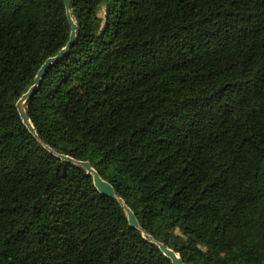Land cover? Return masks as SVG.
Segmentation results:
<instances>
[{"label": "trees", "instance_id": "trees-1", "mask_svg": "<svg viewBox=\"0 0 264 264\" xmlns=\"http://www.w3.org/2000/svg\"><path fill=\"white\" fill-rule=\"evenodd\" d=\"M0 0V264H264V0ZM89 162L133 211L91 174Z\"/></svg>", "mask_w": 264, "mask_h": 264}, {"label": "water", "instance_id": "water-1", "mask_svg": "<svg viewBox=\"0 0 264 264\" xmlns=\"http://www.w3.org/2000/svg\"><path fill=\"white\" fill-rule=\"evenodd\" d=\"M65 6H66V10H67V17L69 19V22L71 24V35H70V39L66 45L65 48H63L56 56L49 58L44 65L42 66V68L40 69L36 79H35V83L34 85L31 87V89L25 94L23 95V97L19 100V102L17 103V108L19 110L20 116L22 118V121L24 123V125L28 128V130L30 131L31 134L34 135V137L36 139H38L40 142L41 140L39 139V136L36 132V129L34 127V125L32 124L31 120L28 118L27 115V111L25 108V104L27 102V100L30 98V96L33 94V92L35 91V89L38 87V85L40 84L43 74L44 72L50 67L52 66L56 61L62 59L63 57H65V55L68 54V52L71 50L75 40H76V31H77V24L75 23V21L73 20L72 16H71V0H64ZM51 153H53L54 155H56L57 157H59L60 159H62L63 161L66 162H70L73 164H77L81 167H83L88 174H91L93 176L94 179V185L95 187L98 189V191L100 193H102L103 195L109 196V197H113L116 198L119 203H121V205L123 206V208L126 211V214L128 216V220L131 226L143 230L136 218V215L133 213V211L123 202V200L121 198H119L116 193L115 190L113 188V186L105 181L100 175L99 173L92 167V165L89 162H82V161H76L75 159L66 156V155H62V154H57L56 152H54L53 150H51L48 146H45ZM144 237L153 243H156L159 248L161 249V251L167 256L169 257L173 264H184L183 260L181 259L180 255L177 254L175 251L167 248L165 245H163L162 243L156 242L154 240L153 237H151L150 235L144 233Z\"/></svg>", "mask_w": 264, "mask_h": 264}]
</instances>
